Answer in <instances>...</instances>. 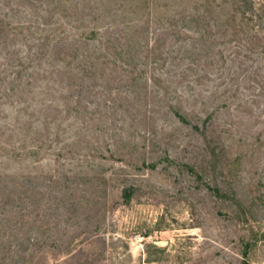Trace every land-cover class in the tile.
Returning a JSON list of instances; mask_svg holds the SVG:
<instances>
[{"label":"rangeland","instance_id":"1","mask_svg":"<svg viewBox=\"0 0 264 264\" xmlns=\"http://www.w3.org/2000/svg\"><path fill=\"white\" fill-rule=\"evenodd\" d=\"M204 8L0 0V264H264V56Z\"/></svg>","mask_w":264,"mask_h":264},{"label":"trees","instance_id":"2","mask_svg":"<svg viewBox=\"0 0 264 264\" xmlns=\"http://www.w3.org/2000/svg\"><path fill=\"white\" fill-rule=\"evenodd\" d=\"M205 8L196 11L193 15L192 21H206V19H212L214 23L213 27L219 29L224 28L225 33L232 32L235 36L244 35V39L246 41V49L250 52H254L255 50H261V54L264 56V0H203ZM210 28V25H207L206 29ZM232 30V31H231ZM234 30V31H233ZM95 34V31L92 33ZM111 49V48H110ZM64 55L72 56L69 51L63 50ZM78 52V51H77ZM77 52H74V57L77 58ZM62 54V53H61ZM81 61L80 67L87 66V60ZM264 59V58H263ZM13 64V62L11 63ZM28 63L24 62V65L18 63L15 71H13L14 80L11 84H15L16 81L20 80L26 82V86H30L31 83L30 78L31 75H28V68L26 67ZM18 70V71H17ZM29 78V79H28ZM175 116L179 119V121L185 125H191L192 121L185 116L180 111H175ZM195 129L199 130V126H193ZM155 168V165H152ZM188 170L191 173H195V170L188 166ZM213 191L218 195L222 196V192L220 188H213ZM136 189L134 186L125 187L122 191V199L124 203L129 205L133 197L135 195ZM249 248L250 245L247 244L245 248V252L243 253L244 260L242 264H251L249 261Z\"/></svg>","mask_w":264,"mask_h":264}]
</instances>
